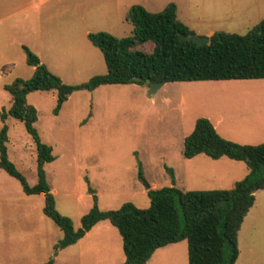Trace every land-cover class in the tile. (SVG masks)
<instances>
[{
    "label": "rangeland",
    "instance_id": "rangeland-1",
    "mask_svg": "<svg viewBox=\"0 0 264 264\" xmlns=\"http://www.w3.org/2000/svg\"><path fill=\"white\" fill-rule=\"evenodd\" d=\"M255 1L245 10L240 0H192L194 8L179 16L185 17L199 36L209 37L217 31L245 34L264 18V0ZM143 2L0 0V112L11 104L4 85L18 77L28 79L33 73L22 45L37 53L63 82L83 83L107 70L102 53L84 30L127 36L132 30L125 20L127 9ZM161 2L146 7L157 12L165 6ZM76 3L78 7H74ZM104 6L108 12L99 16ZM91 9L96 10L95 23L80 25L78 14ZM140 47L150 51L152 44ZM151 91L148 84H107L92 91H75L57 115L52 113L54 90L27 95V102L38 111L34 124L38 134L56 156L44 165L55 207L71 218L75 229L93 205L88 186L96 191L99 208L109 210L126 202L148 207L149 189L172 185L165 166L172 168L174 184L183 191L229 189L241 180L248 170L243 161L225 158L217 162L204 154L183 157L184 137L199 117L208 118L222 137L233 142H264V119L259 121L264 118V78L175 81ZM6 123L8 157L29 185H34L35 144L21 121L8 116ZM258 203L243 225L236 264H264L263 190L258 191ZM43 204L42 194L26 195L19 181L0 168V264H44L51 258L53 264L124 261L121 236L108 220L56 252L54 246L62 231L43 214ZM182 243L155 250L147 264H188L187 241Z\"/></svg>",
    "mask_w": 264,
    "mask_h": 264
},
{
    "label": "trees",
    "instance_id": "trees-1",
    "mask_svg": "<svg viewBox=\"0 0 264 264\" xmlns=\"http://www.w3.org/2000/svg\"><path fill=\"white\" fill-rule=\"evenodd\" d=\"M125 20L132 25L127 36L116 37L106 31L87 34L89 42L102 53L107 70L79 84L63 82L38 54L22 45L25 62L33 67V73L28 79L18 77L4 85L11 104L8 110L0 112V168L19 181L26 195L44 196L43 214L62 231L54 246L56 252L75 244L98 222L108 220L122 239L125 258L120 264H145L155 250L183 240L187 241L188 264H235L241 224L255 201V192L264 189V142L240 144L228 140L205 117H199L185 136L182 154L185 158L204 154L211 159L226 156L245 162L248 173L233 187L183 191L174 184L172 168L165 166L172 185L149 189L150 204L146 208L126 202L117 209L102 210L96 191L88 186L93 205L81 216L80 226L75 229L71 218L55 207L44 165L56 156L52 146L41 140L34 125L38 111L27 102L29 93L54 90L56 104L52 113L57 115L73 92L92 91L101 85L264 78V18L245 34L217 31L208 37L206 45L187 39L194 31L179 20L174 2L157 12L133 4L127 9ZM146 43L152 44L150 51L140 47ZM8 116L22 122L35 144L34 185H29L8 157ZM138 177L142 178L140 169ZM53 263L51 258L44 264Z\"/></svg>",
    "mask_w": 264,
    "mask_h": 264
},
{
    "label": "crops",
    "instance_id": "crops-1",
    "mask_svg": "<svg viewBox=\"0 0 264 264\" xmlns=\"http://www.w3.org/2000/svg\"><path fill=\"white\" fill-rule=\"evenodd\" d=\"M146 2H143L142 4L145 6V8L148 10V8L146 7L147 5H151V4H153V3H159L160 1H162L161 3L162 4H164V5H166V4H168L169 2H174L175 4H176V6H177V16H178V18L185 24V25H187L191 30H193V27L190 25V22L184 17V18H180V14L181 13H185V11L186 10H190V9H192V8H194V6H193V4H192V0H156V1H153V2H151V3H149L147 0H145ZM167 1V2H166ZM229 2H233L234 0H228ZM166 3V4H165ZM137 4V3H136ZM142 4H140V5H142ZM240 4H243V8L246 10V9H248L249 7H253L254 6V4H256V1L255 0H240ZM131 5H133V4H131ZM201 6H203L202 4H200ZM200 5H198V7L200 6ZM79 5L76 3L75 5H74V7H78ZM143 6V7H144ZM165 7V6H164ZM101 9H106V10H101ZM108 9H107V7L106 6H104L103 8L101 7L100 9H99V11H98V14H99V16H101L102 15V12H103V16L105 15V13H107L108 11H107ZM203 11L204 10H202V13H203ZM229 12H231V11H229ZM96 10L95 9H91V10H88V13L87 14H84L83 15V13H80V14H78V21H79V23H80V25H83L84 27H86L87 25H90V24H93V23H95V21H96ZM81 29H84L82 26H81ZM90 31L89 30H84V32H83V34H85V35H87L88 33H89ZM49 43V42H48ZM37 54V53H36ZM39 56V55H38ZM165 84V83H164ZM163 84V85H164ZM162 85V86H163ZM71 96V95H70ZM69 99V98H68ZM62 108V107H61ZM61 110V109H60ZM178 119H182V117L180 116V117H178ZM262 119H264V118H261V119H259V121L260 120H262ZM213 124V123H212ZM214 125V127H215V129H216V131H217V126L215 125V124H213ZM218 132V131H217ZM185 138V137H184ZM183 155V154H182ZM200 155V154H199ZM197 156V155H196ZM184 157V156H183ZM195 157V156H194ZM185 158V157H184ZM193 158V157H192ZM225 158H228V157H226V156H223V157H220V158H218V159H216V161L217 162H223V160H225ZM236 161H238V160H236ZM247 169H248V167H247ZM249 170V169H248ZM248 170L246 171V174L248 173ZM245 174V175H246ZM233 182L235 181V180H232ZM263 191H264V189H262ZM51 191H52V189H51ZM258 191L259 190H257L256 192H255V201H254V203H253V205H252V207L249 209V211H248V213L246 214V216L244 217V220H243V222H242V224H241V228H240V230H239V232H238V249H239V246H240V239H241V232H242V228H243V225H244V223H245V221H246V219H247V217H248V215H249V213L251 212V210L253 209V208H255L256 206H258ZM101 222V221H100ZM100 222H98L97 224H99ZM96 224V225H97ZM95 225V226H96ZM95 226H93L92 228H91V230L95 227ZM90 230V231H91ZM90 231H88L86 234H85V236H87V234L90 232ZM84 236V237H85ZM178 244H184V243H182V241H180V242H177V243H172V244H169L170 246H177ZM167 246V245H166ZM166 246H164V247H166ZM162 248V247H161ZM164 249V248H163ZM182 249L184 250L185 249V247H184V245H183V247H182ZM154 254H156V253H154ZM153 255V254H152ZM238 257H239V254H238ZM238 257H237V260H236V262H235V264L237 263V261H238ZM151 258H152V256H151ZM150 258V259H151ZM150 259L145 263V264H147L149 261H150Z\"/></svg>",
    "mask_w": 264,
    "mask_h": 264
},
{
    "label": "water",
    "instance_id": "water-1",
    "mask_svg": "<svg viewBox=\"0 0 264 264\" xmlns=\"http://www.w3.org/2000/svg\"><path fill=\"white\" fill-rule=\"evenodd\" d=\"M188 40H192L194 41L197 45H206V44H209V38L208 37H204V36H199L195 33L189 35L187 37ZM164 83L163 82H158V83H149V87L150 89L152 90L151 92H155L157 89H159L160 87H162ZM145 184V187L146 188H149V185L144 182Z\"/></svg>",
    "mask_w": 264,
    "mask_h": 264
}]
</instances>
